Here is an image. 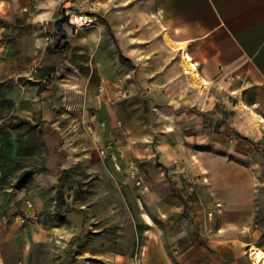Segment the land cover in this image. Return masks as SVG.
<instances>
[{"label": "crops", "instance_id": "crops-1", "mask_svg": "<svg viewBox=\"0 0 264 264\" xmlns=\"http://www.w3.org/2000/svg\"><path fill=\"white\" fill-rule=\"evenodd\" d=\"M67 10L90 13L96 24L75 29ZM109 101L135 135H147L152 165L159 148L165 166H179L171 169L175 195L188 202L181 176L196 182L190 194L196 204L208 195L204 186L211 191L216 218L210 223L199 215L198 241L181 230L186 211L174 195V204L154 203L160 198L155 177L148 194L153 216L146 218L142 206L125 201L117 176L105 174L119 204L79 212L78 256L71 252L77 238L57 236L63 227L44 237L42 219L26 220L49 206L41 184L31 181L54 174L56 185L74 165L99 162L97 140L73 142L65 132L83 116L85 132L100 134ZM22 119L31 124L18 125ZM39 168L47 171L18 185L24 172ZM159 213L164 225L171 222L165 215L181 214L180 252L169 253ZM125 221L133 227L130 247L113 249L102 231ZM0 250L4 264H45V252L54 251L66 253L63 264H258L254 252L264 253V0H0Z\"/></svg>", "mask_w": 264, "mask_h": 264}, {"label": "rangeland", "instance_id": "rangeland-1", "mask_svg": "<svg viewBox=\"0 0 264 264\" xmlns=\"http://www.w3.org/2000/svg\"><path fill=\"white\" fill-rule=\"evenodd\" d=\"M90 8H95V5H91ZM109 104L105 107L106 110L101 118L102 125L100 134H95L91 130L85 132L87 127L86 120L83 116L73 118V120H75V124L71 126L69 132H65V134L73 142L78 141L79 143H85L84 141L86 140H97L99 142L98 150L101 154L99 162L93 164L80 163L74 165L70 169V179L66 182L68 186V202L78 208L87 209L89 213L99 209H106L108 206H117L119 204V196H115L113 192L109 191L110 189L107 186L108 181L105 179V174L113 173L119 180L118 186L119 189L123 191L125 201L130 206L135 202L136 204L142 206L145 211L144 215L148 218V215H152L149 213V208L153 203L148 194L152 191L150 185L151 178L155 177L156 191L160 194V198L159 201H154V203L157 206L170 203L174 204L173 200L169 197L171 194L174 195L178 201L177 204L180 203L183 206L184 211H186L185 213H182L181 230L187 232L185 237L189 236L198 241V238L201 236V231L203 230V225L202 222H200L199 215L204 216V214H206V218L210 223H213L216 218L215 211L213 210L211 204V191L204 186V191L208 195L205 199L197 201L198 204H196L190 196V194H196V182L192 176H188L186 179L181 176V178L184 179L182 183L187 186V188H184L183 191L188 197V202H183L180 196L174 194V188L177 187L178 189V182L175 179L173 180L175 175L173 176L172 172H179V166L177 164L173 167L165 166L164 161H160V158H163V150L159 148L155 149L156 164L155 166L152 165L151 162H149L150 154L147 148V135L144 134L139 137L135 135L131 127L127 126L126 122H124V118L115 116L116 114L114 115V104H112L111 101H109ZM172 135L176 137L178 136V134ZM163 136V134L157 133L156 139L158 140L159 137L160 139H163ZM76 151H80V155L85 153V151L81 149ZM151 151V153H153V150ZM46 152L47 151L45 150V153ZM171 169L173 171H171ZM189 178L192 180L189 181ZM164 179L171 180L168 182L166 181L165 184ZM138 181L141 182L140 185L137 184ZM203 181L205 184H208L206 180ZM34 183H36V185L41 184L40 189L42 190L41 194L43 200L49 202V206H45L41 212H39V210L30 211V213L26 214V220L40 221V219H42L45 227L43 236L55 237V229L51 230L55 227V175H42L41 181H38V183L35 180L31 181L30 185H34ZM191 187L193 189H191ZM199 211H202V214H199ZM211 211L214 212L213 221L209 220V213ZM81 215L82 213L79 212L69 213L66 217L67 223L57 226L63 227V229L56 231L57 236H69L72 239H78L80 237L81 239V232H79ZM180 215L181 214L179 213L165 215L168 222H171H169L168 225H164L161 222L164 214H156V223L169 243L168 251L171 254L180 252L185 245L184 237H179ZM110 224L104 227V230L102 231L104 236L100 238L107 242V244H109V246L113 249H128L127 247L130 246H127L126 241L128 238L131 240L130 236L133 229L132 224H128V222L125 221L123 222L122 227H117V230L115 231H113L114 225ZM95 225L97 226V224ZM87 236L97 238L96 234L93 232H89ZM77 239H75L76 244L72 245V249L70 246V249L71 252L72 250L74 253L76 252V255L78 256L80 255L79 250L82 246L79 245L81 240ZM199 242L201 243L200 239ZM65 254L66 253L62 252H56L55 254L54 251L52 256L50 253L45 252V264H63V262L66 261L64 260L66 257ZM68 261L71 262L70 260Z\"/></svg>", "mask_w": 264, "mask_h": 264}, {"label": "trees", "instance_id": "trees-1", "mask_svg": "<svg viewBox=\"0 0 264 264\" xmlns=\"http://www.w3.org/2000/svg\"><path fill=\"white\" fill-rule=\"evenodd\" d=\"M61 24H62L61 22L56 23L57 27H59L58 33L60 34L61 37H65V34L62 32V29L60 28ZM23 123L31 124L29 121L22 119L18 122V125L23 124ZM37 171L46 172L47 169L39 168V169L28 170L24 172L23 179L17 182L18 185H24L25 183H28L29 177H31ZM70 173H71V170H65L63 177L60 178L59 182L55 185L56 195L54 197V200H55V205H56V213H55V225L56 226L64 225L65 223H67L66 217L69 213L84 211L83 208H78L76 206L71 205L67 200L68 199V195H67L68 186L66 182L68 181V179H70Z\"/></svg>", "mask_w": 264, "mask_h": 264}, {"label": "built area", "instance_id": "built-area-1", "mask_svg": "<svg viewBox=\"0 0 264 264\" xmlns=\"http://www.w3.org/2000/svg\"><path fill=\"white\" fill-rule=\"evenodd\" d=\"M66 20H67V23L75 29L84 28V27H92L96 24V21H97L96 18L90 13L75 12L71 10L66 11ZM137 184L140 185L141 182L138 181ZM209 220L210 221L214 220L213 211L209 213ZM0 264H4L1 250H0Z\"/></svg>", "mask_w": 264, "mask_h": 264}, {"label": "bare ground", "instance_id": "bare-ground-1", "mask_svg": "<svg viewBox=\"0 0 264 264\" xmlns=\"http://www.w3.org/2000/svg\"><path fill=\"white\" fill-rule=\"evenodd\" d=\"M254 254H255V262L258 263V264L262 263L263 260H264V253H263V251L262 250H257V251L254 252Z\"/></svg>", "mask_w": 264, "mask_h": 264}]
</instances>
